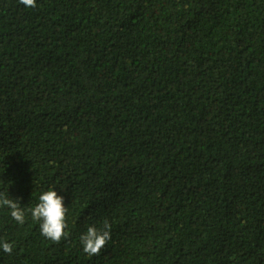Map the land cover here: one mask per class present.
<instances>
[{"label":"trees","instance_id":"1","mask_svg":"<svg viewBox=\"0 0 264 264\" xmlns=\"http://www.w3.org/2000/svg\"><path fill=\"white\" fill-rule=\"evenodd\" d=\"M36 4L0 0V264H264V0Z\"/></svg>","mask_w":264,"mask_h":264},{"label":"clouds","instance_id":"2","mask_svg":"<svg viewBox=\"0 0 264 264\" xmlns=\"http://www.w3.org/2000/svg\"><path fill=\"white\" fill-rule=\"evenodd\" d=\"M19 3L26 8L37 6L36 0H19ZM0 208L8 209L12 220L17 224L25 223V209L17 200L9 197L8 191H0ZM27 212L30 213L32 220L39 224L40 234L44 238L57 244L66 238L68 207L64 204V197L58 195L56 191L53 189L43 191L35 206L27 208ZM111 238V224L108 220H104L101 227L95 225L87 227L79 241L85 254L98 256ZM0 249L11 254L13 244L6 239H0Z\"/></svg>","mask_w":264,"mask_h":264}]
</instances>
